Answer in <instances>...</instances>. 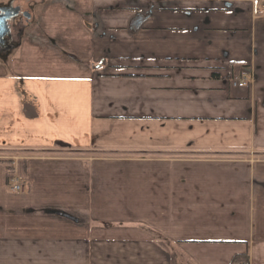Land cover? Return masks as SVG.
I'll use <instances>...</instances> for the list:
<instances>
[{"label":"crops","instance_id":"obj_1","mask_svg":"<svg viewBox=\"0 0 264 264\" xmlns=\"http://www.w3.org/2000/svg\"><path fill=\"white\" fill-rule=\"evenodd\" d=\"M18 1L0 264H264V0Z\"/></svg>","mask_w":264,"mask_h":264},{"label":"water","instance_id":"obj_2","mask_svg":"<svg viewBox=\"0 0 264 264\" xmlns=\"http://www.w3.org/2000/svg\"><path fill=\"white\" fill-rule=\"evenodd\" d=\"M19 11L20 7H12L9 9V4H0V44L6 46L5 52L2 53L4 57L7 56L13 48V45L8 43V38L11 36V29L8 21L16 16ZM24 16L29 20L31 15L29 12H25Z\"/></svg>","mask_w":264,"mask_h":264},{"label":"rangeland","instance_id":"obj_3","mask_svg":"<svg viewBox=\"0 0 264 264\" xmlns=\"http://www.w3.org/2000/svg\"><path fill=\"white\" fill-rule=\"evenodd\" d=\"M1 4H11L12 6H15L17 4H20L18 0H6V1H2ZM25 8L29 9L28 12H30L31 10V5L29 4H24L23 5ZM258 17H261V16H258ZM24 21V23H26L28 20L26 19H22ZM123 214H121V216H117V215H112L111 219L109 220L110 222H113V221H119V220H123V226L125 227H139L138 223H137V219H138V216L139 214H137V211L136 210H132V211H127V213L125 212H122ZM113 223H116V222H113ZM155 239V238H154ZM156 241H158L160 243V239L159 237L156 238Z\"/></svg>","mask_w":264,"mask_h":264},{"label":"flooded vegetation","instance_id":"obj_4","mask_svg":"<svg viewBox=\"0 0 264 264\" xmlns=\"http://www.w3.org/2000/svg\"><path fill=\"white\" fill-rule=\"evenodd\" d=\"M12 7H15V8L16 7H20V11H19V13L16 16L12 17L8 21L9 24H10V28H11V36H10V38H8V43L9 44H13L14 43L13 34H14V32L16 33L17 30H19L18 26H19V23L22 22V19H26L27 20V18L24 16V13L28 12V10H29V9L25 8L22 4H17L15 6H12L11 4H9V9L12 8ZM1 46L2 45L0 44V47ZM4 46H2V47H4ZM4 48H6V46Z\"/></svg>","mask_w":264,"mask_h":264},{"label":"built area","instance_id":"obj_5","mask_svg":"<svg viewBox=\"0 0 264 264\" xmlns=\"http://www.w3.org/2000/svg\"><path fill=\"white\" fill-rule=\"evenodd\" d=\"M258 16H264V2L260 3V6L258 8V12H257ZM247 80H241L237 84L238 86H246ZM9 187L10 190L14 191V192H20L23 191L25 188V184L23 182H21L19 179L17 178H13L11 179L10 183H9ZM238 264H250L248 261H241Z\"/></svg>","mask_w":264,"mask_h":264},{"label":"trees","instance_id":"obj_6","mask_svg":"<svg viewBox=\"0 0 264 264\" xmlns=\"http://www.w3.org/2000/svg\"><path fill=\"white\" fill-rule=\"evenodd\" d=\"M27 23V22H26ZM26 23H24V21L22 20V22H20L19 23V26H18V28H19V31L21 32V30L25 27V24ZM20 35V33L19 34H17V37ZM13 38H15V35H13ZM14 178V171H13V169H8L7 170V183H10V181H11V179H13ZM156 236L157 237H160V235L159 234H156ZM240 258H241V256H236L235 258H234V261H236V260H240Z\"/></svg>","mask_w":264,"mask_h":264}]
</instances>
